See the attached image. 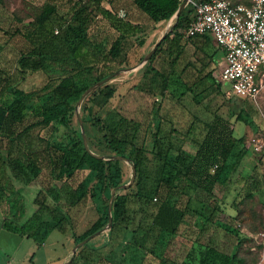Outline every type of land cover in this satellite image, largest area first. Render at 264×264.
Returning <instances> with one entry per match:
<instances>
[{"label":"rangeland","instance_id":"obj_1","mask_svg":"<svg viewBox=\"0 0 264 264\" xmlns=\"http://www.w3.org/2000/svg\"><path fill=\"white\" fill-rule=\"evenodd\" d=\"M45 10L51 11L49 35L62 40L69 25H82L83 40H75L71 45L62 41L59 61H50L46 70L30 72L23 79L17 60L42 38L33 30ZM186 16L187 11L178 21L171 19L172 15L162 18L156 10L139 8L135 0H0V68L8 74L15 88L25 92L43 90L47 84L71 75L85 92L103 80L87 93L81 104L78 99L70 103L50 100V120L44 119L40 107L52 98L49 93L35 97L26 111L19 130L21 144L27 150L44 154L48 145L58 142L81 156L84 149L87 151L84 142L81 143L84 133L89 149L101 166L93 168L84 163L76 175L83 184L79 191L81 200L71 206L62 198L59 207L52 210L35 202L39 184H27L7 160L0 162V264H34L30 260L34 252L38 255L37 264L58 257H62L63 262L68 260L67 264H86L82 255L90 254L93 244L104 245L109 241L107 225L117 197L123 224L130 230L142 228L156 235L153 214L158 203L167 196L166 190L157 185L161 163L154 158L152 142V124L157 118L164 126V135L175 142V149L182 146L189 149L199 144L216 119L230 123L236 144L228 166L231 178L226 185L218 183L213 193L204 192L188 181L184 187L193 195L191 197L209 204L197 209L203 216L201 223L213 212V201L219 200L217 208H222V203L233 202L237 213L233 210L232 215L225 217L242 236L234 264H264V92L256 100L232 94L220 78L224 65L220 47L212 38L187 37ZM15 30L21 33L12 35ZM164 35L151 58L143 62ZM117 42L120 51L113 57L111 48ZM162 52L179 59L181 68L191 62L189 89L170 91L165 88L167 84L155 72ZM108 88H114V93L105 98ZM12 98L13 92L8 91L0 96V102L9 104ZM31 124L30 129L23 130ZM115 124H121L127 131L134 124L142 126L147 158L140 174L147 196L136 194L139 172H134L128 160L118 158L109 148L106 134L109 126ZM254 143L261 148L257 150ZM240 152H244V156L233 170ZM16 154L17 150L10 156ZM39 183L58 192L63 181H55L45 166ZM32 216L42 224L41 235L45 239L41 243L2 225L4 219L23 224ZM47 224L57 226L51 230ZM188 226L189 216L177 234L191 235ZM79 236L92 239L74 252L81 241L77 239ZM186 250L185 242L177 257L179 264L187 262Z\"/></svg>","mask_w":264,"mask_h":264},{"label":"trees","instance_id":"obj_2","mask_svg":"<svg viewBox=\"0 0 264 264\" xmlns=\"http://www.w3.org/2000/svg\"><path fill=\"white\" fill-rule=\"evenodd\" d=\"M135 3L143 10H156L161 14L162 18H167L175 13L181 1L135 0ZM50 15L51 11L45 10L41 13L40 17L36 20L33 31L38 33L42 38L30 50L21 53L17 60V69L23 79L30 72L46 70L49 67L50 61H59V45L62 41L71 45L75 43V40H78L76 42L83 40L84 30L82 25H69L62 40H58L57 37L49 35L48 28L52 19ZM186 19L187 17H185ZM18 33H21L20 30H15L12 35ZM194 37L212 38L210 34ZM119 51L117 42L113 44L110 54L116 57ZM190 66L191 62H187L183 67V77L177 76L174 80L158 68H155V72L167 84L165 87L167 90L173 91L174 88L184 87L189 89L188 81L192 75ZM8 91L13 92V98L10 103L3 104L0 102V162L6 163L7 160L13 170L27 184H39V192L35 198V202L38 205H45L55 210L59 207L58 205L62 198L66 200L68 205H76L82 198L79 191L83 187L82 182L78 181L77 173L82 169L84 163H87L93 168L100 167L101 163L99 160L85 149L84 154L77 156L74 154L72 148L63 146L58 142L48 145L44 154H41L39 151L27 150L21 144V131L19 129L24 124L26 111L31 107L35 97H43L48 93L52 97L48 98V101L40 106L44 119L50 120L52 118L50 100L60 99L61 101H65V103H70L80 98L83 89L76 85L71 75H66L59 82L47 84L43 90L25 92L20 88H15L8 74L0 68V96ZM113 93L114 88H108L105 93V98L112 97ZM160 121L157 118L152 124L154 135L152 142L154 158L161 163L157 185L161 189L166 190L167 196L156 206L153 214V224L160 226L163 232L171 235L177 233L179 224L189 211L187 203L190 201L191 196L188 195L189 193L186 187L180 189V186H183L181 177L186 176L190 180L189 184L195 187H202L211 193H213L218 183L225 186L227 179L231 178V174L228 172V166L233 148L236 144V138L232 133L229 122L216 119L209 126L207 133L199 144L189 147V149L185 146L175 149V142L172 140V137L164 135V126ZM32 125L25 126L23 130L30 129ZM142 133L143 129L140 124H134L130 131L123 130L121 124H115L109 126V133L106 134L111 151L117 157L129 159L131 164L135 165L136 170L139 172V178L136 182V194L138 197L147 196V194H144L145 192L141 185L143 176L140 174L147 158ZM15 150H17L18 154L10 156ZM4 153L7 156H4ZM243 156L244 152H240L237 155L232 165L233 170L236 169ZM215 164H217V167L214 172H211V168ZM45 166L49 168L51 176L55 181H63L61 186L58 187V192L57 190H51L49 187H44L39 183ZM118 170L120 171V168ZM65 175L67 177L66 179L64 177ZM182 201L186 205H178ZM120 210L121 204L117 197L114 202L112 213L113 224L109 232V241L101 248L92 247L90 254H83L82 258L86 264H100L103 262L108 264H152L150 256L144 253V250L147 248L146 244L150 232L142 228L130 230L129 226L123 224L120 219ZM218 212L223 213V209L213 208L211 215L206 218L208 221H211H209L211 225L214 224L222 233L220 234L222 241L220 244H210L207 247V255L194 258V260L197 259L199 264H234L237 260L238 247L241 244L242 236L232 221L226 219L227 216L222 217L224 220H220L222 218L211 220L212 218H217L215 214ZM2 225L9 231L34 238L38 243L43 242L45 239L41 235L42 224L37 221L35 216L29 218L23 224H17L12 220L4 219ZM96 225L99 227L98 223ZM56 226L55 224H47V228L51 230L55 229ZM85 238L79 236L77 239L83 240ZM228 241L231 244L226 245ZM152 252L156 254L155 251ZM184 264H194V262L193 260L189 262L188 259Z\"/></svg>","mask_w":264,"mask_h":264},{"label":"built area","instance_id":"obj_3","mask_svg":"<svg viewBox=\"0 0 264 264\" xmlns=\"http://www.w3.org/2000/svg\"><path fill=\"white\" fill-rule=\"evenodd\" d=\"M186 17L187 37L210 34L222 50L220 78L230 92L256 100L264 92V0H192Z\"/></svg>","mask_w":264,"mask_h":264},{"label":"crops","instance_id":"obj_4","mask_svg":"<svg viewBox=\"0 0 264 264\" xmlns=\"http://www.w3.org/2000/svg\"><path fill=\"white\" fill-rule=\"evenodd\" d=\"M160 55L157 58V68L159 70H161L163 73L169 75L171 77V79H173V80L177 76L183 77V73H184L183 67L182 68L180 67L181 63L179 62L180 61L179 59H176L173 55L172 56H169V55L166 56L164 52H162ZM222 58L224 60L223 63H225L224 54L222 55ZM181 178H182L183 186H180V189H183L184 185L186 184V181H189L188 183H190V180H188L186 176L185 177L182 176ZM198 188H200L204 192H208L207 190H204L202 187H198ZM38 192H39V190H38ZM38 192H37V194H38ZM208 193H210V192H208ZM37 194L35 195L34 200H35ZM188 195H190V194H188ZM190 196H193V195H190ZM218 202H219V200L213 201L212 204L214 205L213 206L214 208H217L220 206V204ZM178 205L184 206V205H186V203L182 201V202H179ZM203 205L208 206L209 204H208V202H203V203L199 202V201H197V199L195 197H191L190 201L187 203V206L189 207V211L187 212L186 217L183 218V220L181 221V223L179 224L178 229H177V232H178L179 228L184 223L185 219H187V217L189 216V226L188 227L190 228L189 230H191L192 233H191V235H187V237L178 235L177 233L169 235V234L163 232L162 228L160 226L155 225L157 228L156 229L157 234L156 235L151 234L149 236L147 244H146L147 248L144 250V253H146L150 256L152 264H167V262H169L168 264H170V263L173 264V262H175V264H179L178 263L179 258H177V257L180 256V254H181L180 253V247L185 242L187 245L186 254H187V258L189 259V262H190V260H193L194 264H199L197 259L194 260V258H196V257L198 258L201 255H207L208 254V253H206V251L208 249L207 247L210 244H215V243L220 244V242L222 241L220 234H222V233L219 231V229H217L214 224L211 225L209 223L210 220L208 221V219L206 217L203 219V223H201L202 222L201 218H203V216H201L200 212H198L197 209L199 207H202ZM222 209H223V213H221V212L216 213L215 215L217 218H214V219L212 218L211 220H217L219 218H222L224 216H228L230 214L232 215L233 210H235V213H237V211H236L237 207L235 206V204L233 202L222 203ZM218 214L220 217L218 216ZM209 215H211V214H209ZM220 220H224V218H222ZM25 222H23V223H25ZM188 234H190V233H188ZM108 239H109V237H108ZM99 245H101V246H99ZM96 246L98 248H101L103 245L101 243H97ZM96 246H94V244L92 245V247H94V248ZM216 246L219 247L218 245H216ZM152 251H155L156 254L153 253ZM37 258H38V255H36V252H34L32 254L30 260L34 264H37ZM62 259H63L62 257H58L56 259H49L48 258L43 264H63L64 262ZM100 264H108V263L103 262Z\"/></svg>","mask_w":264,"mask_h":264},{"label":"water","instance_id":"obj_5","mask_svg":"<svg viewBox=\"0 0 264 264\" xmlns=\"http://www.w3.org/2000/svg\"><path fill=\"white\" fill-rule=\"evenodd\" d=\"M191 1L192 0H184L183 2L180 3V5L178 6L177 10L175 11L174 14H172V18L171 19H175V21H178V19H180L181 16H183L186 11H188L189 7H190V4H191ZM165 35L156 43V45L145 55L144 57V61L143 62H146L148 61L151 56L154 54V52L156 51V49L158 48V45L162 42V40L164 39ZM103 83V80L100 81L99 83H97L96 85L94 86H91L88 90H86L85 92L82 93V95L80 96V98L78 99L79 101V104H81V102L84 100V98L86 97L87 93L91 90H93L96 86H98L99 84ZM83 142L85 144V147L87 148V151L92 154V155H95L90 149H89V146L87 144V140H86V137L83 133ZM118 158H121V157H118ZM123 159H126L129 161V159L127 158H123ZM130 162V161H129ZM131 163V162H130ZM133 166V169H134V172L136 171V167L135 165L131 164ZM133 180H135V176L133 177ZM113 195H114V192H113ZM112 222H113V216H112V212H111V209H110V217H109V222H108V225H107V229H111V226H112ZM90 239H92V237H87L83 240H81L73 249V251L75 252L77 250V248H79V246H82V245H85ZM68 263V260L65 261L63 264H67Z\"/></svg>","mask_w":264,"mask_h":264}]
</instances>
